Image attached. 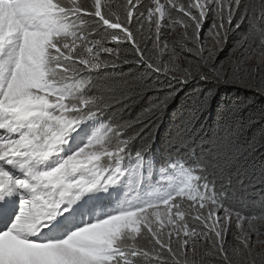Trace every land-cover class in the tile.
Here are the masks:
<instances>
[{
    "label": "snow or ice",
    "instance_id": "6c2138e0",
    "mask_svg": "<svg viewBox=\"0 0 264 264\" xmlns=\"http://www.w3.org/2000/svg\"><path fill=\"white\" fill-rule=\"evenodd\" d=\"M149 74L264 95V0H0V264H264V112L158 152Z\"/></svg>",
    "mask_w": 264,
    "mask_h": 264
},
{
    "label": "trees",
    "instance_id": "16d2710c",
    "mask_svg": "<svg viewBox=\"0 0 264 264\" xmlns=\"http://www.w3.org/2000/svg\"><path fill=\"white\" fill-rule=\"evenodd\" d=\"M123 3L124 1H119ZM127 72V68L123 70ZM145 83L149 85V90L132 108L125 110V117L135 116L141 109L146 107L150 102H154L162 98L173 90L177 95L168 105L163 117L158 121V128H155L154 135L156 144L154 148L158 152H164L170 142L180 140L182 137L187 138L192 133H185L184 121L189 114L199 106L203 98L209 95L211 88L210 106L201 115L196 122L193 132H199L200 135L195 136L191 140V145L195 147L199 140L206 139L211 135L216 122L220 119L221 114L226 110L241 109L238 117L242 121L255 119L260 113L264 112V95L252 92L246 88H239L226 85L206 84L198 79L192 80L187 84L177 83L175 80L166 78H157L155 75L149 74L145 78ZM155 127V126H154ZM261 125H253L245 132L247 138L259 133ZM198 151V149H197ZM264 167V149L257 152L249 164V170L253 169L249 178L244 181L245 185L255 184V187L237 188L238 196L247 197L249 201H258L264 198V182H261V169ZM235 186V182H233ZM253 210V209H249ZM258 211V209H256Z\"/></svg>",
    "mask_w": 264,
    "mask_h": 264
},
{
    "label": "rangeland",
    "instance_id": "374dc122",
    "mask_svg": "<svg viewBox=\"0 0 264 264\" xmlns=\"http://www.w3.org/2000/svg\"><path fill=\"white\" fill-rule=\"evenodd\" d=\"M119 1H121V0H119ZM123 1H124V0H123ZM257 2H258V0H257ZM170 10H171V9H170ZM179 32H182V28H177V29H175V30L173 31V35H172V37H169V39H174L175 36H176V34L179 33ZM220 58H221V59L223 58V54L221 55ZM178 63L182 66L184 63H186V61H184L183 58L181 57V58H179ZM164 183L166 184L167 181H165Z\"/></svg>",
    "mask_w": 264,
    "mask_h": 264
}]
</instances>
